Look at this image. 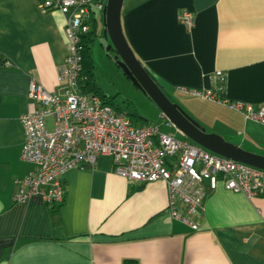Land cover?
Segmentation results:
<instances>
[{
    "label": "crops",
    "instance_id": "crops-1",
    "mask_svg": "<svg viewBox=\"0 0 264 264\" xmlns=\"http://www.w3.org/2000/svg\"><path fill=\"white\" fill-rule=\"evenodd\" d=\"M38 1L0 0V264H264V193L248 197L220 183L190 217L193 230L169 215L164 182L129 183L111 157L98 156L63 174L60 203L14 200L16 180L37 168L20 156L19 115L37 107L29 80L63 90L65 13L41 11ZM136 1L123 0L120 16L140 63L161 87L203 102L210 131L264 155V124L189 91L212 88L218 70L226 100L264 107V0ZM90 8L104 37L102 11ZM185 10L192 27L178 19Z\"/></svg>",
    "mask_w": 264,
    "mask_h": 264
},
{
    "label": "built area",
    "instance_id": "built-area-1",
    "mask_svg": "<svg viewBox=\"0 0 264 264\" xmlns=\"http://www.w3.org/2000/svg\"><path fill=\"white\" fill-rule=\"evenodd\" d=\"M91 4L99 11L105 6L99 0H39L37 3L41 11L65 13L63 31L67 53L57 76L63 90L51 92L34 78L29 80L28 94L37 107L19 115L24 131L20 156L37 168L34 173L16 180L14 200L24 203L38 195L45 204L60 203L65 192L63 174L72 167L95 165L98 156L111 157L114 172L129 183L164 182L169 215L189 224L193 230L198 225L190 217L199 211L207 192L216 190L220 183L225 189L248 197L264 193V169L213 153L187 137L178 139L172 133L160 131L156 124H135L111 104L103 103L98 94L80 90L79 39L81 32L88 31L86 22ZM178 19L192 27L193 13L180 11ZM212 85L202 91H189L228 105L247 120L264 124V107L225 99L221 93L225 89L223 72L215 71ZM160 116L166 124L175 127L164 113ZM47 117L53 118L51 129H48ZM175 129L183 135L180 129Z\"/></svg>",
    "mask_w": 264,
    "mask_h": 264
},
{
    "label": "water",
    "instance_id": "water-1",
    "mask_svg": "<svg viewBox=\"0 0 264 264\" xmlns=\"http://www.w3.org/2000/svg\"><path fill=\"white\" fill-rule=\"evenodd\" d=\"M122 3L123 0H106L102 17L103 35L110 41L107 50H113L116 63L125 76L130 78L137 89H141L150 100L154 101L160 112L164 113L171 124L180 129L190 141L226 158L264 169V155L250 152L225 140L217 133L207 132L167 97L125 40L120 16Z\"/></svg>",
    "mask_w": 264,
    "mask_h": 264
},
{
    "label": "rangeland",
    "instance_id": "rangeland-1",
    "mask_svg": "<svg viewBox=\"0 0 264 264\" xmlns=\"http://www.w3.org/2000/svg\"><path fill=\"white\" fill-rule=\"evenodd\" d=\"M97 30L91 47V54L95 66L94 79L99 91L113 96L112 102L116 106H120L124 112L136 110L141 118L143 117L153 125H158L160 131L172 133L176 138L183 139L184 136L178 134L172 125L166 124V120L160 116L161 112L154 101L150 100L141 89H137L130 78L125 76L116 63L113 50H107L110 41L105 40L101 35L100 25H98ZM163 89L167 97L177 104L187 116L200 124L207 132L214 133L210 131L208 126H204L207 125L205 120L209 111L203 102L199 103L195 96L189 97L164 87ZM52 123L53 118L47 117L48 129L52 128Z\"/></svg>",
    "mask_w": 264,
    "mask_h": 264
},
{
    "label": "trees",
    "instance_id": "trees-1",
    "mask_svg": "<svg viewBox=\"0 0 264 264\" xmlns=\"http://www.w3.org/2000/svg\"><path fill=\"white\" fill-rule=\"evenodd\" d=\"M143 0H137L136 2H141ZM88 24V31L86 32H81L80 33V39H79V43H80V49H79V55H80V71H79V75H78V87L80 88V90L82 92H87V93H96L100 96L102 102L104 103H108L111 104L114 108H116V110L123 112L124 114H126L133 123L137 124H143V123H147L148 121L143 119V117L141 118L139 116V114L136 112V110H132V111H126L124 112L122 110V108L120 106H116L114 104V102H112V97L111 95H108L106 93H102V91H99V88L95 82L94 79V60L91 54V47L94 41V38L97 35V28H96V19L92 16L88 17V20L86 22ZM150 74V73H149ZM150 76H153L150 74ZM153 78L155 79V81L157 82V84L160 86V84L158 83V81L156 80L155 76H153ZM217 84L222 85L221 82H217ZM161 89L164 91L163 87H161ZM215 91L217 92V94H220L217 88H215ZM225 91V90H224ZM224 91L221 92L224 94ZM222 96V94H220ZM138 120H140L138 122ZM144 120V122L142 121ZM149 123V122H148ZM125 264H130V262H128L127 260L125 261Z\"/></svg>",
    "mask_w": 264,
    "mask_h": 264
}]
</instances>
